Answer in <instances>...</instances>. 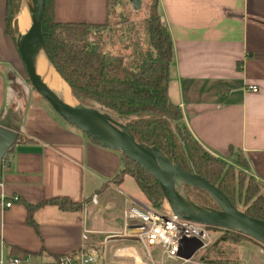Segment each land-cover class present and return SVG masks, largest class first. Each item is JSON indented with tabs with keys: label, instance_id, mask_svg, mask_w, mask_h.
Wrapping results in <instances>:
<instances>
[{
	"label": "crops",
	"instance_id": "crops-1",
	"mask_svg": "<svg viewBox=\"0 0 264 264\" xmlns=\"http://www.w3.org/2000/svg\"><path fill=\"white\" fill-rule=\"evenodd\" d=\"M107 1L55 0L53 17L104 23ZM6 2L0 0V126L18 139L0 175V251L29 258L20 264H57L79 250L94 256L93 264H134L125 251L144 259L124 211L148 206L145 195L140 187L142 198L120 188L128 176L117 178L120 153L56 117L22 83L25 68L6 32ZM157 8L172 41L168 97L191 137L227 164L244 163V172L264 186V0H157ZM53 199L81 208L39 206ZM28 207H36L31 222Z\"/></svg>",
	"mask_w": 264,
	"mask_h": 264
},
{
	"label": "trees",
	"instance_id": "trees-1",
	"mask_svg": "<svg viewBox=\"0 0 264 264\" xmlns=\"http://www.w3.org/2000/svg\"><path fill=\"white\" fill-rule=\"evenodd\" d=\"M19 2H6V32L14 42L19 31L18 24L15 25ZM54 2L45 0L43 40L54 70L69 87L77 102L112 115L125 124L137 143L158 148L173 164L218 187L232 201L230 192L234 191L233 167L198 148L201 146L191 137L183 123L179 107L169 100L172 41L167 29L160 23L157 0L138 26L130 25L126 28L129 34H122L124 45L117 52L102 42L101 32L110 25L109 0L106 21L99 24L56 22L53 17ZM139 28L143 31L141 35ZM121 157L124 168L117 178L126 175L134 178L152 208L159 209L164 198L154 178L128 158L123 155ZM240 164L243 166L244 163ZM248 178L255 185L245 194L246 204L255 197L258 186L263 187L252 177ZM185 190L203 194L212 203L211 206L192 199L197 205L218 209L206 192L193 188ZM44 204L57 205L65 211L81 208L80 204L67 199H53L39 206ZM35 208L28 207L29 222ZM243 213L264 221V195L254 199ZM224 232L244 237L230 231Z\"/></svg>",
	"mask_w": 264,
	"mask_h": 264
},
{
	"label": "water",
	"instance_id": "water-1",
	"mask_svg": "<svg viewBox=\"0 0 264 264\" xmlns=\"http://www.w3.org/2000/svg\"><path fill=\"white\" fill-rule=\"evenodd\" d=\"M133 11H139L142 0H128ZM45 0H22L21 10L29 19L27 42L22 43L20 32L17 51L25 68L27 79L36 91L67 124L83 132L96 145L116 151L131 160L158 184L164 201L174 215L187 221L230 231L264 246V221L251 218L239 211L232 201L216 186L205 179L173 164L158 148L139 144L125 124L112 115L79 103H67L45 89L38 72L40 62L55 75L42 35V15ZM18 134L0 126V162L15 145ZM186 188L206 192L218 209L202 207L186 194Z\"/></svg>",
	"mask_w": 264,
	"mask_h": 264
},
{
	"label": "rangeland",
	"instance_id": "rangeland-1",
	"mask_svg": "<svg viewBox=\"0 0 264 264\" xmlns=\"http://www.w3.org/2000/svg\"><path fill=\"white\" fill-rule=\"evenodd\" d=\"M154 1L155 0H144L142 1L141 10L133 11L128 4V0H109L110 25L108 29H105L103 31L101 30L102 42L105 43L107 47H110L113 52L119 51L121 46L124 45L123 39L121 38L122 34H125L124 32H126V28H128V26L130 25L138 26L142 22V20L150 13ZM21 2L22 0H20L19 2L18 10L15 16V25L17 23L18 15L20 14V12H22ZM160 23L162 24L161 19ZM138 31L140 35L143 33L142 29L140 28ZM126 33L127 35L129 34L128 32ZM56 76L59 75L57 74ZM20 79L22 83L27 84L31 87L25 71H21ZM34 93L39 97L41 101L46 103V105L49 107V109H51L52 113H54L56 117H59L53 111L51 106L36 91H34ZM72 100L73 103H78L73 96ZM198 148H200L201 151L207 153V155H209L210 157H214L207 151H205L202 147ZM238 164L239 165H231L234 172V191L230 192V196L235 207L239 211L244 212L246 206H248L254 199H256L258 196L264 195V186H258L259 189H257V191L255 192V197L253 199L251 198V200L246 204L245 194L248 193L247 190L249 188H253L255 184L254 182L249 180L246 174L242 172L244 171L242 165L240 163ZM120 188L125 190L127 194L132 197L136 196L142 198L139 186L129 176L125 177L124 183L120 184ZM185 192L191 200L194 199L198 202L206 203L212 206L211 201L205 195L192 190H185ZM146 203L149 207H152L148 201ZM165 208H169V206L163 200L162 205L157 210H164ZM208 234V245L206 248L199 249V246L196 244L186 245L182 255L184 257L192 256V260L199 264H234L238 262H242L245 264H264V246L257 243L256 241L247 239L245 238V236L238 237L235 235H230L217 228H209ZM151 252H153L156 259H159V255L156 251H153V249H151ZM157 263L159 264V262ZM167 264L176 263L168 262Z\"/></svg>",
	"mask_w": 264,
	"mask_h": 264
},
{
	"label": "built area",
	"instance_id": "built-area-1",
	"mask_svg": "<svg viewBox=\"0 0 264 264\" xmlns=\"http://www.w3.org/2000/svg\"><path fill=\"white\" fill-rule=\"evenodd\" d=\"M250 91L256 93L257 88L251 87ZM4 159L0 162V175L6 166ZM13 202H17V198L3 205L5 208H10ZM92 202L95 203V198ZM124 219L125 226L129 230L128 235L140 244L144 253V259L139 258V261L133 257L134 264H158L157 262L159 264L168 262L199 264L192 260V256L182 255L184 248L186 245L196 244L199 249H204L208 245L210 227L179 218L172 213L170 208L157 210L149 206L140 208L133 206L124 211ZM151 249L157 252L159 259L155 258ZM28 261V257L19 259L6 256L3 250L0 251V264H20ZM94 262V256L79 250L62 256L57 264H93Z\"/></svg>",
	"mask_w": 264,
	"mask_h": 264
},
{
	"label": "bare ground",
	"instance_id": "bare-ground-1",
	"mask_svg": "<svg viewBox=\"0 0 264 264\" xmlns=\"http://www.w3.org/2000/svg\"><path fill=\"white\" fill-rule=\"evenodd\" d=\"M17 24L19 32L23 37L22 43L25 44L27 42L29 19L24 12H20L18 15ZM38 72L42 77V83L45 89L54 91L55 96L59 99H62L69 104L73 103L69 87L59 76H56L53 72H51L43 62H40ZM123 254H128L130 256L133 255V257L139 261L138 255L135 256L131 251H125Z\"/></svg>",
	"mask_w": 264,
	"mask_h": 264
}]
</instances>
